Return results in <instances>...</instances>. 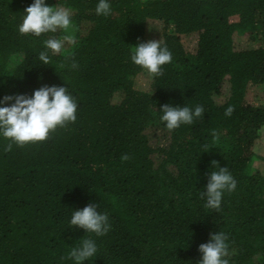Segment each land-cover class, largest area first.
Returning a JSON list of instances; mask_svg holds the SVG:
<instances>
[{"label":"trees","instance_id":"obj_1","mask_svg":"<svg viewBox=\"0 0 264 264\" xmlns=\"http://www.w3.org/2000/svg\"><path fill=\"white\" fill-rule=\"evenodd\" d=\"M31 3L0 0V98L69 87L78 119L10 151L0 139V264H71L67 250L93 234L69 217L93 202L112 227L84 264H197L217 231L230 264H264V175L251 172L264 130V0H111L109 17L96 0H46L73 21L74 43L52 59L78 68L59 73L38 64L47 34L17 30ZM149 40L173 55L156 78L130 59ZM164 104L204 115L169 132ZM214 160L237 181L218 210L199 195Z\"/></svg>","mask_w":264,"mask_h":264},{"label":"clouds","instance_id":"obj_2","mask_svg":"<svg viewBox=\"0 0 264 264\" xmlns=\"http://www.w3.org/2000/svg\"><path fill=\"white\" fill-rule=\"evenodd\" d=\"M111 0H96L95 14L109 17L112 14ZM73 21L68 8L49 6L46 0H33L23 13L17 30L22 36L47 38L41 42L38 52V64L54 65L58 69L75 70L78 63L73 59L70 63L57 64L53 57L62 54L66 45L74 43L72 34ZM61 33L58 37L56 34ZM67 59V57H65ZM131 62L139 66L151 78L163 74L164 66L173 60L172 52L161 40H149L133 46L130 53ZM160 121L169 131H175L182 125H192L204 115L203 105H170L164 104L160 110ZM233 108H226L224 115L231 116ZM78 119V102L69 91V87L44 85L35 89L30 96L18 93L0 98V139L9 141L6 151L13 145L23 147L46 141L50 134ZM207 152V151H205ZM127 157H125L126 159ZM213 168L208 173V182L200 192L205 207L220 209L225 194L237 187V181L227 166L221 167L217 161L211 162ZM98 203H89L82 209H72L68 227L82 228L89 238L80 239V243L70 247L62 259L71 264H84L97 257L99 252L97 239L111 230L109 215L100 210ZM230 238L224 231L210 234L207 243L199 246L202 254L197 264H230Z\"/></svg>","mask_w":264,"mask_h":264},{"label":"rangeland","instance_id":"obj_3","mask_svg":"<svg viewBox=\"0 0 264 264\" xmlns=\"http://www.w3.org/2000/svg\"><path fill=\"white\" fill-rule=\"evenodd\" d=\"M72 34L74 36L73 29H72ZM152 35H153V31H151V33L148 34V39H151ZM70 46L71 44L66 45L65 50L69 51ZM255 154H256V157H255V161L253 163L251 172H258L264 175V130H262L261 136L256 143Z\"/></svg>","mask_w":264,"mask_h":264}]
</instances>
